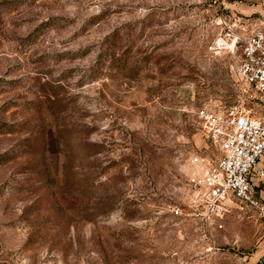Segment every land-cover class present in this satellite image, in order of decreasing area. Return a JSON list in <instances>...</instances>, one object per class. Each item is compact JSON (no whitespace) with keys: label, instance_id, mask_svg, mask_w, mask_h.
I'll return each mask as SVG.
<instances>
[{"label":"rangeland","instance_id":"1","mask_svg":"<svg viewBox=\"0 0 264 264\" xmlns=\"http://www.w3.org/2000/svg\"><path fill=\"white\" fill-rule=\"evenodd\" d=\"M263 14L0 0V264H264V212L212 217L187 181L191 155L214 150L197 110L243 92L238 55L209 45Z\"/></svg>","mask_w":264,"mask_h":264},{"label":"built area","instance_id":"2","mask_svg":"<svg viewBox=\"0 0 264 264\" xmlns=\"http://www.w3.org/2000/svg\"><path fill=\"white\" fill-rule=\"evenodd\" d=\"M209 48L238 55L236 74L243 92L222 109L197 110L214 150L191 155L187 181L195 201L212 217L223 219L231 208L264 212L252 176L254 169L264 174V167L258 164L264 156V14L225 21ZM247 103L256 104L259 110Z\"/></svg>","mask_w":264,"mask_h":264},{"label":"crops","instance_id":"3","mask_svg":"<svg viewBox=\"0 0 264 264\" xmlns=\"http://www.w3.org/2000/svg\"><path fill=\"white\" fill-rule=\"evenodd\" d=\"M259 166L264 167V156H261L258 161ZM253 179L256 181V187L258 190V194L260 199L264 201V174L259 175L256 169L252 172Z\"/></svg>","mask_w":264,"mask_h":264}]
</instances>
